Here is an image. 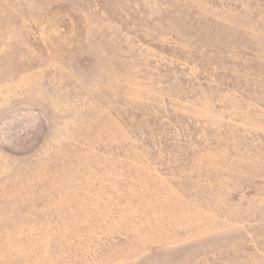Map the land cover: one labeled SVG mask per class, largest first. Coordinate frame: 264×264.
Listing matches in <instances>:
<instances>
[{"label":"rangeland","instance_id":"rangeland-1","mask_svg":"<svg viewBox=\"0 0 264 264\" xmlns=\"http://www.w3.org/2000/svg\"><path fill=\"white\" fill-rule=\"evenodd\" d=\"M0 264H264V0H0Z\"/></svg>","mask_w":264,"mask_h":264}]
</instances>
